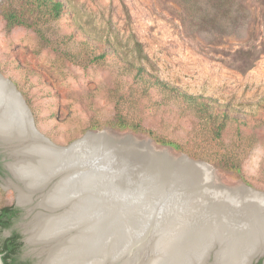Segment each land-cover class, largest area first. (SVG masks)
<instances>
[{
    "label": "rangeland",
    "instance_id": "374dc122",
    "mask_svg": "<svg viewBox=\"0 0 264 264\" xmlns=\"http://www.w3.org/2000/svg\"><path fill=\"white\" fill-rule=\"evenodd\" d=\"M47 2L0 0V73L22 94L45 137L65 147L87 133L103 142L131 134L174 157L209 159L225 186L264 192V0ZM52 2L63 5L58 17ZM9 11L24 24L10 27ZM158 81L199 98L205 112L196 100L169 95ZM217 114H228L218 120L225 125L220 136L210 120ZM120 119L124 130L115 126ZM94 144L88 150H97L100 143ZM98 155L117 169L103 147ZM3 171L0 206L17 200ZM144 185L139 192L164 199L167 214L189 228L205 227L201 236L217 228L247 240L234 253L245 261L255 231L264 234V218L247 215L249 207L225 210L183 197L167 182ZM30 252L25 244L22 259L37 264ZM257 262L264 264V255Z\"/></svg>",
    "mask_w": 264,
    "mask_h": 264
},
{
    "label": "water",
    "instance_id": "95a60500",
    "mask_svg": "<svg viewBox=\"0 0 264 264\" xmlns=\"http://www.w3.org/2000/svg\"><path fill=\"white\" fill-rule=\"evenodd\" d=\"M0 80L4 83L6 81L12 83L1 73ZM15 91L19 94L18 100L23 108L21 116H18L16 120L15 131L19 139L11 140L6 146L18 147V151L22 154L21 159L24 160L27 157L36 158L37 150L42 148H47L48 151L58 155L67 154V149L77 141L63 147L45 137L36 127L33 115L16 86ZM143 143L150 142L138 141L131 134L122 138H113L110 141L104 140L96 150L97 152L85 151V154L90 155V158L77 163H64L63 166H60L58 178L33 187L31 200L28 203L20 204L17 200L19 206L25 210L26 222L36 219L38 225L49 222V227L53 224L51 228H48L49 233L45 237L39 238L34 244H30L27 241L28 234L25 231L23 233L25 244L31 249L30 255L38 258L37 264H49L52 257L58 254L69 241L74 242L78 237L88 238L90 231L87 228L93 226V228H98L99 233L108 235L116 222L119 226L115 230L114 238L115 241L118 238L119 246L115 251L120 252L119 256L115 257L109 253L110 250L104 249V247H98V249L88 247L89 253L93 256H102L104 252L107 253L104 260L106 263L103 264H132L134 255L138 256L139 260L146 259V257L152 258L151 256H154L155 253L148 251L150 246L148 240L153 238L152 245L157 243L154 238L158 236L156 230L159 226V224L157 225L158 220L162 217L171 218L179 226V218L174 214L166 213L163 207L164 199L153 201L149 196H146L145 192H139L142 186H145L144 184L153 182L159 185H164L167 182L171 186L178 187L177 189L182 191L180 195L183 197H194L204 204L218 205L219 208L223 207L225 210L249 207L247 215L264 218V192L246 185L225 186L218 182L214 168L208 162L193 160L185 154L174 157L166 150L156 149L151 143V147H147ZM102 147L107 155L106 158L111 161L115 159L116 165L118 164L117 169L100 162L98 153ZM0 149L4 151L8 160L5 166L10 173L9 180L17 183L16 177L9 168V163L15 162L16 159L9 154L5 146H0ZM130 178L136 181V185L132 186ZM79 180L81 184L78 189L74 186V191L68 196H60L61 191L71 189L70 182L76 181L75 184L78 185L77 181ZM17 184L22 188H27L24 182ZM249 195L253 198L248 199ZM74 204L78 205V211L73 210ZM91 205L95 206L96 211L87 212L88 214L84 215L83 219H76L79 213L83 214L84 208ZM132 218L139 219L142 223V226L138 228L142 232L137 237H132L129 234L133 227ZM203 230H206L203 226H194V233L199 232L197 235ZM209 230L213 233L211 236ZM209 230L206 232L207 237L202 236L204 241L199 245L203 252L199 256H194L197 264L222 262L221 257L224 251H230L232 255L246 241L236 235L230 237L217 228L213 231ZM254 236L258 237V240L252 236V251L246 260L248 264H253L255 259L264 255V239H262L264 234L258 229ZM112 241L114 239L112 240L110 237L105 241V245L113 246ZM141 246L144 249H138ZM47 248L50 250L48 254L45 250ZM79 253H82L83 259H86L83 251ZM212 254L214 259L209 261ZM0 264H5L1 252Z\"/></svg>",
    "mask_w": 264,
    "mask_h": 264
},
{
    "label": "bare ground",
    "instance_id": "6f19581e",
    "mask_svg": "<svg viewBox=\"0 0 264 264\" xmlns=\"http://www.w3.org/2000/svg\"><path fill=\"white\" fill-rule=\"evenodd\" d=\"M19 94L15 91V86L6 81L5 83L0 80V146H5L9 154L16 159L15 162L9 163V168L17 179L18 182H24L27 188L20 187L17 183L13 182L11 185L17 192V200L20 204H26L31 200L32 188L42 185V183H48L49 181L55 180L58 178V174L61 169L60 166H63L64 163H77L82 162L90 158V155L85 154V151L97 152L96 150H88V146L96 142L102 144V136L95 135L94 133L87 134L83 139L78 140L73 146L67 149V154L58 155L48 151L47 148L38 149L35 155L36 158L27 157V159H21V152H19L18 147H7L6 144L10 143L11 140L19 139L17 137L16 129V120L18 116H21L23 108L18 100ZM94 134V135H93ZM95 145V144H94ZM147 147H151L150 143H143ZM41 153V154H40ZM208 168V167H207ZM210 169V167H209ZM72 179V178H71ZM82 181V180H81ZM70 182L71 189L68 191H61L62 197L68 196L71 192L74 191V186L77 187L81 184L80 180ZM76 189V188H75ZM245 189V188H244ZM187 200V199H186ZM78 205H73V210L78 211ZM134 208V207H133ZM236 210V209H235ZM96 211L94 205L87 206L84 208L83 214L79 213L76 219H83L84 215L86 216L87 212ZM238 211V210H236ZM75 213V212H74ZM73 213V214H74ZM74 218V219H75ZM180 219V218H179ZM178 219V220H179ZM36 219L27 222L24 226L26 233L28 234L27 241L30 244H34L35 241H38L39 238L45 237L49 232L48 228L52 227L51 224L48 227L47 224H37ZM229 221V220H228ZM133 222V224H132ZM132 228L130 235L132 237H137L138 234H141L142 230L138 229L142 226L139 219L132 218ZM114 223V221H112ZM105 224V223H102ZM159 224L157 230V238H154L157 243L152 245L154 241L153 238L149 239L148 242L150 246L148 251L155 253L152 258L138 259V256L134 255L132 264H197L195 262V255L199 256L203 249L194 245L195 239L202 237V233L197 235L199 232L194 233L193 230H189V225L184 221H180L178 224L171 218H160L157 222ZM79 227H81L78 224ZM103 226V225H102ZM118 223L113 224L112 231L107 235L102 232L97 231L98 228H87L90 231L88 238L78 237L74 242L71 240L61 249V251L54 255L49 264H103L106 263L107 253L104 252L102 256H93L89 253L88 247L91 249H98V247H104V249L110 250L109 253H112L115 257L119 256L120 252L115 251L118 249L119 243L118 238L115 241V230L118 229ZM233 228V227H232ZM43 230V231H42ZM141 236V235H140ZM114 239L112 241L113 246H106L105 241L109 238ZM207 237V235H206ZM255 240H258V237L253 236ZM264 239V237L262 238ZM247 241V240H246ZM196 242V241H195ZM246 242H244L245 244ZM243 244V245H244ZM77 245V246H76ZM105 245V246H104ZM157 245V246H156ZM86 246V247H84ZM252 244L250 245V248ZM147 248V246H146ZM138 249H144L143 246L138 247ZM46 253H50L49 248L45 249ZM83 251L85 253L86 259L81 257ZM234 256V257H232ZM222 262L217 264H248L242 257H236V254H230V251H224L222 253Z\"/></svg>",
    "mask_w": 264,
    "mask_h": 264
},
{
    "label": "flooded vegetation",
    "instance_id": "af4514ba",
    "mask_svg": "<svg viewBox=\"0 0 264 264\" xmlns=\"http://www.w3.org/2000/svg\"><path fill=\"white\" fill-rule=\"evenodd\" d=\"M7 161L6 154L0 149V176L1 173H4L3 170H6L10 175L5 166ZM24 219L25 210L19 206L17 200L12 204L0 206V252L3 255L5 264H34L33 261L22 259L21 255L22 247L25 245V235L23 233L26 224L23 225V222H21Z\"/></svg>",
    "mask_w": 264,
    "mask_h": 264
},
{
    "label": "trees",
    "instance_id": "16d2710c",
    "mask_svg": "<svg viewBox=\"0 0 264 264\" xmlns=\"http://www.w3.org/2000/svg\"><path fill=\"white\" fill-rule=\"evenodd\" d=\"M40 4H43L44 6H48V2L47 0H39ZM53 6L50 7V10L52 12V14L56 17H58L61 13V10L63 8V5L62 3L60 2H52ZM5 17L7 19V22H8V25L10 27H13L15 26L16 24H24L23 21L19 20L17 18V15L12 12V11H9V12H6L5 13ZM156 86L158 87H161L164 91H166V93H168L169 95H176V97L178 99H182V100H186V101H191V100H196L197 102V105L200 106L203 111L205 112V108H206V105L204 103H200L198 102L199 98L197 97H193V96H190L186 93H183L182 91H180L178 88H175V87H171L170 85H168L167 83H162L160 81H158V83L156 84ZM228 118V114H224L223 117H221L219 114L215 115V116H210V120L216 124V135L217 136H220L221 135V132L222 130L225 128V125L224 123H221V122H218L219 119L221 120H225ZM116 128L120 129V130H124L126 129L128 126H127V122L124 120V119H120L118 120V122L116 123ZM134 128V127H133ZM135 129V128H134ZM163 144L165 146H171V147H174L175 149H180V146L175 143V142H163ZM195 160H198V159H195ZM202 161H209V159L207 158H203Z\"/></svg>",
    "mask_w": 264,
    "mask_h": 264
}]
</instances>
